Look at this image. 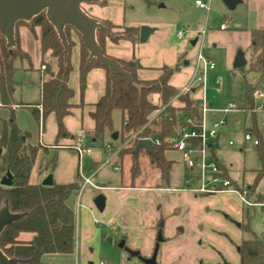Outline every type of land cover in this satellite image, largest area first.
I'll use <instances>...</instances> for the list:
<instances>
[{
    "label": "rangeland",
    "instance_id": "374dc122",
    "mask_svg": "<svg viewBox=\"0 0 264 264\" xmlns=\"http://www.w3.org/2000/svg\"><path fill=\"white\" fill-rule=\"evenodd\" d=\"M194 1L119 0L125 10L126 23L146 22L173 25L177 30L182 29L184 36L190 29L188 26H195L194 29L200 34L199 42L195 48L187 45L184 52L180 54V57L187 58L188 68L192 69V72L183 71V58H181L178 64L179 71L174 74L171 83L179 92H182L189 85L197 65L195 58L198 51L202 56L213 61L216 71L208 74L206 101L207 104L214 102L215 106L204 113L203 122L205 127L209 129L215 115L216 118L224 120V125L219 129L216 139L211 141L216 157L214 163L226 169L227 177L233 184L231 190L237 189L242 193V189H246L245 198L248 202L264 203V176L257 186L253 187L255 171L262 168V175H264V163L259 160L258 148L252 142L244 141L245 133H250L251 128L255 126L259 136L251 133L252 139L260 137L262 154H264V105H262L264 98L255 97L256 92L253 93L254 110L252 116L254 119L242 108L245 80L253 90L257 76L250 74L245 77V67L249 64L247 61L245 67L241 69H225L221 51H218L221 48L216 46L215 50L212 45L216 44L204 40L202 34V31L205 34L207 29H218L224 16L232 18L239 11L234 8L228 9L224 5V0H211V2L201 0L209 6V11L206 12L194 9ZM140 27L150 28L148 25ZM32 28L29 25H21L16 28L18 47L29 58V63L18 58L14 60V67L17 69L14 75V81L17 83L13 96L15 104L35 105L40 99L39 68L41 62L39 58L41 54L39 55L38 43L35 42L38 41V36L36 33L32 34L30 31ZM152 29L162 28L155 27ZM35 30L39 32L38 28ZM111 34L115 35L114 39H116L124 34V29L115 27ZM70 37L79 40L72 31H70ZM195 49H197L196 52H194ZM159 75L160 72H156L143 80H152ZM218 75L222 78L220 85H216L214 81ZM74 80H77L75 73L71 75V84ZM259 92L264 94L262 86ZM192 97L197 104L200 103L199 91L192 94ZM152 100L155 104L158 103L157 96H153ZM196 103L194 102L195 105H197ZM172 104L175 108L180 106L176 100H173ZM229 104H232L235 110L226 115L218 112ZM0 118V126L3 128V123L8 119L5 120L1 116ZM84 118L86 122V117ZM121 128V112L115 110L112 113L111 130H106L102 137L96 138L95 142L91 143V154L81 160L83 176L90 179L94 185L105 186L106 191L104 192L96 191L90 186L83 187L82 180L78 176L79 162L74 150L59 149L55 151L54 157L40 152L37 157L31 175L32 183L37 184L46 177L52 176L55 184H77V191L69 201L70 205L74 206L77 217L75 246L70 259L71 264H97L98 262L143 264L139 257H130L126 250L119 247L118 242L122 231L119 228L121 226L119 223L120 202L117 197V190L121 186L149 185L153 175L151 169L154 165L149 157L140 153L138 158L139 173L135 178L132 177L130 171L131 155L119 156V152L130 144L133 136L127 138V135H121ZM50 130L52 132V127L48 129L47 125V132L50 133ZM114 133H118V140H112L111 136ZM166 157L173 162L170 173L171 189L190 194L193 198L198 199L207 196L194 195L190 187L185 184V175L188 173V169L183 163L180 153L169 152ZM39 167H42L40 176L37 174ZM115 167L119 169V172L114 171ZM140 174L141 178H138ZM1 177L0 174V179ZM136 179L138 180L137 183L135 182ZM160 186L166 188L164 184ZM195 187V182H192L191 189ZM177 194L179 193L176 192ZM99 195H104L106 199L103 212H99L94 206V200ZM215 196L210 198L208 202L203 200L179 202L178 206L174 207L171 212L166 211L165 213H163L160 204L156 205L155 210L158 209L163 224L162 235L163 237L165 233L171 235L167 245H164L166 242L159 244L157 264H217L218 261L221 264H235L238 259V247L242 241L252 240L254 237H264V210L249 208L241 203L237 194L233 195V198L238 197L245 212L243 221H239L226 212L227 208L236 209V200L230 198L231 196ZM95 225H97L96 230L94 229ZM114 225L116 231H112L110 228ZM246 226L249 231L245 229Z\"/></svg>",
    "mask_w": 264,
    "mask_h": 264
},
{
    "label": "trees",
    "instance_id": "16d2710c",
    "mask_svg": "<svg viewBox=\"0 0 264 264\" xmlns=\"http://www.w3.org/2000/svg\"><path fill=\"white\" fill-rule=\"evenodd\" d=\"M100 23L109 29L110 34L115 28L110 22L100 21ZM21 25L33 27L30 30L32 34H35V29H39L37 36L41 66H44V69L40 85V99L35 105L15 104L13 99L17 85L14 81V75L17 72L14 60L18 58L29 63V58L18 47L16 38V28ZM16 28V48L12 56L6 48L5 39L0 35V108L9 110L8 121L3 123L0 134V174L1 179L6 173H9L13 179V185L10 187L0 184V208L7 202L11 213L25 214V216L3 230L0 235V250L7 258L24 261L22 264H43L42 258L45 255L68 256L74 251L77 217L69 201L77 191V184L53 183L51 187H46L41 183H32L31 175L42 149L39 145H32L29 134L18 128L15 121L14 110L16 108L27 109L40 130L43 129L45 119L53 114L57 127L56 142L70 138L64 126V118L70 116L74 108L83 106L82 95L88 73L95 68L105 70V92L93 104V111L89 113L94 123L92 139L102 137L106 130H111L112 113L115 110L120 111L122 124L120 134L127 135V138L135 137V140L129 142L130 144L119 152L120 156L131 155L132 177L135 178L139 173L138 158L139 154L143 153L158 169L161 183L164 185L169 182L173 165V162L166 156L169 152H175L171 149L169 140L179 134L182 126L199 127L203 113L201 107L194 104L191 98L193 93H181L170 84L174 74L179 71L178 64L175 67L160 68L158 70L160 75L155 79L143 80L137 75V71L141 69L137 61L133 59L126 62L115 59L130 75L132 85H129L118 74L110 79L108 69L99 65L95 60L88 62V52L83 47L79 35L69 27L65 28V35L70 51L67 61L64 62L62 46L44 13L36 16L29 23H18ZM123 29L124 34L112 40L114 43L118 40H126L135 45L139 42L138 28ZM70 31L75 33L80 44L78 78L81 103L77 106L71 102L74 91L69 86V78L73 69L70 55L75 44L70 37ZM111 37L114 38L115 35L111 34ZM107 39L104 32H96L97 43L106 56H108L105 50ZM249 52L250 61L245 77L255 74L257 81L251 90L245 80L242 108L252 116L253 93L259 92L261 86L264 88V29L251 31ZM153 96L158 97L157 104L153 102ZM173 100L179 102L180 106L175 108L172 104ZM187 121L190 124H187ZM251 133L259 136L255 126L251 128L249 134ZM142 138H156L160 141V146L152 148L155 153L154 157L148 155L143 149L134 154L137 143ZM257 140L259 160L264 163L260 137H257ZM194 142L196 144V141ZM212 160H216L214 151H212ZM218 167L222 176L228 178L226 169L221 165ZM262 176H264L262 168L255 171L253 187L257 186ZM248 198L250 199V196ZM245 229L249 231L247 226ZM157 230L162 232L159 226ZM23 234L30 235L31 239L26 242L20 241L19 237ZM238 259L239 264H264V237L242 241L238 247Z\"/></svg>",
    "mask_w": 264,
    "mask_h": 264
},
{
    "label": "crops",
    "instance_id": "0c3cea01",
    "mask_svg": "<svg viewBox=\"0 0 264 264\" xmlns=\"http://www.w3.org/2000/svg\"><path fill=\"white\" fill-rule=\"evenodd\" d=\"M196 1V0H195ZM194 1V2H195ZM104 2V4H101ZM211 2V0H208ZM99 4H84L82 7L86 13L99 20L110 22L116 28H138L140 29L142 25H148L150 28L160 27L162 29H154V32L149 36L146 42H138L135 45H132L129 41L118 40L117 43L107 39L106 40V54L117 60L122 61H131L135 60L140 65L141 69L137 71V75L140 79H144L153 75L162 67H173L175 64H179L181 58L184 65L183 71L192 72V69H189V62L186 61L187 58L182 56V54L187 45L196 47L200 39V34L194 29L193 25L188 26L189 31L185 34L184 38L178 40L176 38V33L178 32L175 29V26L168 24H154V23H135L125 21V10L122 7L119 0H102ZM194 9H199L194 4ZM235 10L239 11L232 18L226 16L223 17V24L227 22L228 28L226 30H221L220 27L216 30L207 29V32L202 31L203 39L216 45H212L214 49L216 46L220 47L218 51H221V57L224 60L225 69L232 70L233 62L238 51H241L244 54V58L249 62L250 57V33L253 30L264 29V0H240L239 3L234 7ZM239 9V10H238ZM201 10V9H200ZM220 24V26H221ZM36 35H38V30H35ZM74 41V47L71 50V65H72V74L75 73L77 80L71 84V75L69 78V86L74 91V97L72 99V104L80 105L81 103V94L79 89V61H80V44L79 40L72 37ZM38 43V52L40 55L39 42ZM204 42V41H203ZM197 49L194 50L196 52ZM216 50V49H215ZM199 52V51H198ZM197 52V53H198ZM219 54V55H220ZM41 62V56L39 58ZM211 60V59H210ZM213 62V61H212ZM40 85L42 78V66L40 63ZM248 70V64L245 67V71ZM216 71V69H215ZM214 71V72H215ZM195 73V72H194ZM257 81V80H256ZM170 84L175 88V86ZM106 87V72L101 68L92 69L86 78V87L82 95V104L81 107H76L72 110V114L64 118V126L67 132L70 134V138L61 139L56 142V121L53 114H50L44 121L43 129L40 128L35 123L33 117L27 109L16 108L15 118L16 124L21 131L27 132L30 136V143L32 145L41 146V153L48 156L55 155V151L59 149L68 148L71 149L73 144L74 136L79 130L85 132V141L91 146V143L95 142L92 139V132L94 123L89 117V113L93 111V104H95L99 98L104 94ZM194 94V93H193ZM200 97V94H199ZM191 98L196 103L195 99ZM32 105V104H29ZM212 108L215 106V103L212 102L209 104ZM0 116L3 119H8L9 110L0 108ZM87 115V116H86ZM86 117V122L84 121ZM216 115L214 116V118ZM1 119V118H0ZM237 122V121H236ZM48 129L52 127V132H47ZM2 126H0L1 134ZM118 140V138H117ZM68 146V147H62ZM45 149V150H43ZM39 152V153H40ZM168 154V153H167ZM120 156V154H119ZM153 166V165H152ZM173 166V165H172ZM42 167L38 168L37 174L40 176L42 172ZM151 169L153 175L152 180L149 185L143 186H132L126 187L121 186L117 190V197L119 198V223L121 236L118 244H123V247L120 249L126 250L130 257H139L144 259H149L151 256L152 250L156 242V229L161 220L158 209L155 210L156 205L160 204L163 213L170 211L178 206L179 202H188L190 200L197 201L203 200L208 202L210 198L216 197L215 195H222L236 200L237 207L236 209H229L227 211L233 218L239 221H243L245 217V212L243 210L242 202L240 203L238 197L233 198V195L236 193H218L214 195H207L203 198L192 197L190 194L184 192L174 191L171 189V176L169 177V182L165 187L162 185L160 180V174L158 169L153 166ZM172 169V168H171ZM115 171V170H114ZM172 171V170H171ZM116 172H119L116 171ZM171 173V172H170ZM150 174V173H149ZM138 178H141V174ZM137 178V179H138ZM135 180L137 181L139 180ZM41 183V182H39ZM196 184V182H195ZM98 186V185H97ZM103 189L98 191H106L105 186H98ZM93 189V188H92ZM97 191V189H94ZM108 191V190H107ZM176 192L179 193L176 195ZM196 195V194H194ZM104 197V195H103ZM105 203L106 199L104 198ZM181 204V203H180ZM74 206L71 205V208ZM105 209V204H104ZM103 209V211H104ZM232 210V211H231ZM102 211V212H103ZM77 219V218H76ZM167 221L165 222V224ZM112 231H116L115 225L110 226ZM94 229H97V225L94 226ZM163 231V229H162ZM171 238L170 234L164 236L165 243L167 245ZM31 236L28 234H23L19 237L20 241H29ZM133 253H138V256L133 255ZM73 254V253H72ZM71 254V255H72ZM71 255H45L42 258L43 264H71L70 259ZM105 263V262H104ZM157 263V258H156ZM235 263V262H234ZM92 264V263H88ZM99 264V262L97 263ZM106 264V263H105ZM217 264H221L220 261ZM239 264V259L237 263Z\"/></svg>",
    "mask_w": 264,
    "mask_h": 264
},
{
    "label": "water",
    "instance_id": "95a60500",
    "mask_svg": "<svg viewBox=\"0 0 264 264\" xmlns=\"http://www.w3.org/2000/svg\"><path fill=\"white\" fill-rule=\"evenodd\" d=\"M101 1L102 0H0V35L5 39L6 48L9 50L10 56H12L13 50L16 48V25L20 22L29 23L36 16L44 13L47 22L55 30L62 46L64 62L67 61L70 51L65 35V28L69 27L79 35L83 47L88 52V62L95 60L99 65L108 69L110 79H112L115 74H118L122 76L129 85H132L130 75L123 70L122 66L115 59L104 55L103 50L97 43V31L104 32L109 40H114V38L111 37L109 29L102 25L99 20L89 16L82 7L84 4H99ZM239 1L240 0H224V5L228 9H233ZM153 32L154 29L152 28L141 27L139 29V42H146ZM245 65L246 60L244 54L241 51H238L232 67L233 69H241L245 67ZM111 138L112 140H117L118 133L112 134ZM142 149L148 155L152 157L155 156L150 140H139L134 150V154H137ZM0 184L6 187L12 186V176L9 173H6L1 179ZM41 184L42 186L51 187L53 185L52 176L46 177ZM104 204L105 200L102 195L95 198L94 206L99 212L103 211ZM24 216L25 214L11 213L7 202H5L0 208V235L5 228L18 222ZM162 226L163 224L160 223L159 228H162ZM157 242H162L160 234L157 237ZM119 247L122 248L123 244L121 243ZM133 255L138 256V253H133ZM156 256L157 248L154 250L151 258H140V260L143 264H157ZM22 263H24V261L7 258L0 250V264Z\"/></svg>",
    "mask_w": 264,
    "mask_h": 264
},
{
    "label": "built area",
    "instance_id": "2783aa9c",
    "mask_svg": "<svg viewBox=\"0 0 264 264\" xmlns=\"http://www.w3.org/2000/svg\"><path fill=\"white\" fill-rule=\"evenodd\" d=\"M195 6L206 12L209 11V6L203 3L201 0H196L194 2ZM228 28L227 22L221 24L220 29L226 30ZM176 38L181 40L184 38V32L182 29L178 30L176 33ZM196 68L193 78L189 85L182 90L181 93H195L199 91L200 103H196L197 106L201 107L202 113L207 110H211L212 107L207 104L206 101V83L208 79V74L214 72L216 69L215 64L208 58L202 56L199 52L196 54ZM44 66H42V70ZM215 84L220 85L222 82L221 76L215 77ZM255 97L264 98V94L256 92ZM235 110L232 104H229L223 110L218 111L222 115H226L229 112ZM187 124H190L187 121ZM224 125V120L222 118H214L211 126L207 129L204 125L203 119L199 127H189L188 125L182 126L179 130V134L172 137L169 140L171 149L177 153L181 154L182 161L188 169V173L185 175V184L190 187L192 193L198 195H214L218 193H236L241 202L247 207L260 208L264 210V203H254L248 202L245 198L247 193L246 189H242L240 193L237 189L231 190L233 187L231 181L228 178H224L221 174V170L212 160V151H214L212 142L216 139L219 129ZM85 132L79 130L75 136L71 149L75 151L78 157V176L81 178L83 187L90 186L91 188L101 190L103 188L94 185L90 179L83 176V171L81 169V160L85 156H89L92 152V148L85 141ZM150 140L151 147L160 146V141L156 138H142ZM133 140L135 137L133 136ZM132 140V141H133ZM141 140V139H140ZM196 141V144L195 142ZM212 141V142H211ZM244 141L252 142L254 146H257L258 140L252 139V135L245 133ZM232 145V143H229ZM118 171V168H114ZM192 182H196V187L191 189ZM231 191V192H230ZM99 264H105L104 262H99Z\"/></svg>",
    "mask_w": 264,
    "mask_h": 264
},
{
    "label": "flooded vegetation",
    "instance_id": "af4514ba",
    "mask_svg": "<svg viewBox=\"0 0 264 264\" xmlns=\"http://www.w3.org/2000/svg\"><path fill=\"white\" fill-rule=\"evenodd\" d=\"M159 234L161 235L162 242L165 241V239H164V237H163V235H162V232L156 229V242H155L154 248H153V250H152L151 256H150L149 258L152 257L153 252H154V250H155L156 248H157V254H158V252H159V244H160V243L157 242V237H158ZM156 258H157V256H156Z\"/></svg>",
    "mask_w": 264,
    "mask_h": 264
}]
</instances>
